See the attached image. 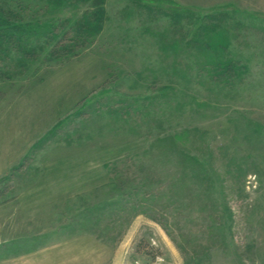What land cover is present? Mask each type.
<instances>
[{
  "label": "rangeland",
  "instance_id": "rangeland-1",
  "mask_svg": "<svg viewBox=\"0 0 264 264\" xmlns=\"http://www.w3.org/2000/svg\"><path fill=\"white\" fill-rule=\"evenodd\" d=\"M5 1L0 264H264V0Z\"/></svg>",
  "mask_w": 264,
  "mask_h": 264
},
{
  "label": "trees",
  "instance_id": "trees-1",
  "mask_svg": "<svg viewBox=\"0 0 264 264\" xmlns=\"http://www.w3.org/2000/svg\"><path fill=\"white\" fill-rule=\"evenodd\" d=\"M94 1L97 4L100 3V0H94ZM12 9L13 8L12 6H10L9 3H7L5 0H0V42L2 41L9 43H11L12 41L14 42L15 40L13 39V36H11L12 32H20V33L24 32V34H26L27 36L33 35V36L41 37L42 35L46 34L47 30H49L50 31L49 34L50 35L52 34L55 37V40H57V47L59 46L61 51H66V49L68 50V48H70L64 45L66 40L70 41L69 44L70 46H73L74 48L77 46L78 43L76 42L74 44V41H72V38L74 37L71 38L70 34L68 35V33H65L63 36H61V34H57L55 28L61 27L60 24H63L62 22H57L53 25H45L43 26V28L42 26L39 25H31L29 22H25V24L24 23L17 24L15 22H12V16L15 14V12ZM39 29H41L42 31L38 32ZM6 33L9 34L6 36ZM78 36H80L79 32H78ZM0 56H4V53H1Z\"/></svg>",
  "mask_w": 264,
  "mask_h": 264
}]
</instances>
